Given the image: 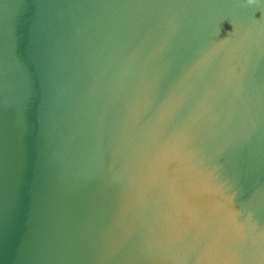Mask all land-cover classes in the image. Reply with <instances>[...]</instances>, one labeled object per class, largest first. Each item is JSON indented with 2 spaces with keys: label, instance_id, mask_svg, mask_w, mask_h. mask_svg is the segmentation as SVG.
Here are the masks:
<instances>
[{
  "label": "water",
  "instance_id": "95a60500",
  "mask_svg": "<svg viewBox=\"0 0 264 264\" xmlns=\"http://www.w3.org/2000/svg\"><path fill=\"white\" fill-rule=\"evenodd\" d=\"M0 264H264V0H0Z\"/></svg>",
  "mask_w": 264,
  "mask_h": 264
}]
</instances>
